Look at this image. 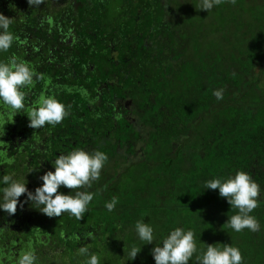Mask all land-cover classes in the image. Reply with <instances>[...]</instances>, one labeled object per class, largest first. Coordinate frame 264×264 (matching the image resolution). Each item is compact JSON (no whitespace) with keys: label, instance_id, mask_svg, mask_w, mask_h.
<instances>
[{"label":"trees","instance_id":"1","mask_svg":"<svg viewBox=\"0 0 264 264\" xmlns=\"http://www.w3.org/2000/svg\"><path fill=\"white\" fill-rule=\"evenodd\" d=\"M0 1V13L13 19L10 32L19 40L27 33L25 45L38 46V53L48 47L35 16L49 9L70 21L77 42L57 44L56 33L51 39L78 71L110 67L108 53H117L119 77L135 94L141 118L135 126L122 118L103 124L102 139H91L88 152L102 151L108 160L87 189L94 197L82 220L68 213L50 218L25 202L27 194L19 198L11 217H22L24 241L0 247L10 256L1 255L0 264L12 257L16 264L23 247L33 248L37 264H83L88 257L77 252L87 243L100 264H155L151 250L177 227L195 234L198 251L189 264H197L208 244H230L240 250L242 264H264V0L225 2L209 12L199 10L200 0H45L38 7ZM16 44L10 53L17 51L31 68V49ZM56 62L63 66V57ZM216 89L224 90L222 100L213 96ZM101 117L88 114L85 131L98 128ZM15 165L8 162L3 174L15 172ZM237 171L260 185V203L251 213L260 224L255 233L228 228V216L238 210L218 189H205L206 181ZM59 191L74 195L63 186ZM113 197L118 203L110 212L105 204ZM5 214L0 209V217ZM141 219L153 228L152 244L133 234ZM133 246L141 251L129 260Z\"/></svg>","mask_w":264,"mask_h":264},{"label":"clouds","instance_id":"2","mask_svg":"<svg viewBox=\"0 0 264 264\" xmlns=\"http://www.w3.org/2000/svg\"><path fill=\"white\" fill-rule=\"evenodd\" d=\"M27 2L30 7H38L45 0H27ZM225 2L236 4V0H200L199 10L209 12L214 6ZM12 23V18L0 13V52H7L14 41L19 42V38L9 31ZM34 77L42 78L15 55L7 62H0V102L16 114L20 113L25 109V93L21 89L33 85ZM223 92V89H216L212 94L218 100H222ZM69 114L66 106L54 96L41 97L38 106H33L26 113L30 121L28 126L37 130L46 124L55 127ZM107 160L108 156L99 150L89 153L82 149H74L67 154H60L53 162L55 171H47L39 177L43 184L34 192L27 189L26 182L15 179L11 174H4L2 176L4 187L0 189L2 191L0 209L9 215H14L17 212L19 198L27 194L25 202L30 201L36 209L50 218L68 213L77 220H82L94 197V194L87 189L100 179L101 170ZM62 186L71 190L70 193L74 192V195L60 192ZM205 189H218L220 197L227 200L231 209L238 210L236 214L228 216L225 223L228 228L237 233L244 229L254 233L260 231L259 221L251 213L259 206L261 189L247 172L237 171L234 176L226 179H210L206 181ZM117 203L118 198L113 197L105 207L111 212ZM20 207H23V204H20ZM135 231L145 244L154 242L153 228L142 219L136 221ZM91 235L89 233V238ZM140 251L141 248L131 247L127 252L129 260H134ZM197 251L194 232L177 227L163 239L162 245L156 244L151 250V255L155 264H189ZM77 254L88 257L83 264H100L99 257L91 253L87 246L80 247ZM36 260L34 250L29 248L20 253L16 264H36ZM196 261L197 264H242L243 257L240 250L230 244H223L222 247L208 244L206 250L196 255Z\"/></svg>","mask_w":264,"mask_h":264},{"label":"flooded vegetation","instance_id":"3","mask_svg":"<svg viewBox=\"0 0 264 264\" xmlns=\"http://www.w3.org/2000/svg\"><path fill=\"white\" fill-rule=\"evenodd\" d=\"M1 9L3 7L0 6V11ZM35 21L41 26L40 31L47 38L46 53H38L39 47L33 44L25 45V40L28 39L27 33L20 37L16 47L23 50L31 49L35 60L31 68L42 78L34 77L33 85L21 89L25 93V109L20 113L16 114L3 103L0 104L5 106L0 107V116L5 121L3 131H0V151L2 152L0 155V184H2L3 171L9 161L18 163L15 165L17 170L14 169L15 172L10 173L11 175L16 177L18 174L21 180L29 185L33 182L34 186H42L43 182L39 177L47 171H55L53 162L57 156L67 154L74 149L88 152L89 143H93L92 138L102 139L101 125L108 122L114 125L120 118L133 126L138 122L136 114L139 110L132 102V96L135 94L129 86L123 83L125 79L119 77L115 61L117 53H108V58L113 61L110 67L97 71L93 66H89L88 72L86 67L78 71L67 62L70 59L69 53L66 56L63 53L65 51L60 50L59 45H54V40L51 39V34L55 37L56 33L57 44L62 42L64 45H71L77 42V30L72 28L70 21L63 22L59 18L56 19L55 13L49 9L46 14H37ZM61 56L63 66H60L61 62H56ZM17 58L22 60L21 56ZM38 63L42 65L38 66ZM95 71L97 72L94 73ZM45 78L49 80L48 84L45 83ZM47 96H54L66 106L70 114L55 127L46 124L38 130L30 128L27 111L33 106H38L41 97ZM88 114L93 118H96L97 114L104 115V119L102 116L101 123L97 125L98 128H94L92 133L85 131V120ZM8 119L11 124H8ZM107 131L106 129L103 133L104 136L108 134ZM110 134L113 136L112 133ZM27 171L30 172L29 175L26 174ZM28 184H26L27 187ZM11 216L13 215L5 214L0 217V247H22L21 242L24 241L22 233H20L21 236H17L19 232L15 230L18 227H24L21 224L22 217L12 218ZM6 229L14 232L9 234L5 232Z\"/></svg>","mask_w":264,"mask_h":264},{"label":"rangeland","instance_id":"4","mask_svg":"<svg viewBox=\"0 0 264 264\" xmlns=\"http://www.w3.org/2000/svg\"><path fill=\"white\" fill-rule=\"evenodd\" d=\"M116 1V0H115ZM115 3V2H114ZM10 31V30H9ZM11 49V48H10ZM10 49L7 51V52H0V62H7V60L10 58V57H12L13 55H15L16 57L18 56V52L17 51H13V53H10ZM13 49V48H12ZM45 80H46V84H48V82H49V80L47 79V78H45ZM85 96V95H84ZM89 99V97L87 98V100ZM2 102H0V104H1ZM0 107L1 108H4L5 106L3 105V106H1L0 105ZM0 119H1V121H0V131L2 132L3 130V126H4V124H5V121L4 120H2V118H1V116H0ZM136 119L138 120V121H140V115H138L137 117H136ZM0 155H2V152L0 151ZM1 158H3V156H1ZM4 159H5V157H4ZM6 161V160H5ZM9 162V161H8ZM7 162V163H8ZM10 168V167H9ZM5 170H8V167L6 166V168H5ZM28 172V173H27ZM26 172V174H30V172L29 171H27ZM23 175V174H22ZM44 175V174H43ZM16 177H17V180H20L21 182H24L23 180H21V178L19 177V175L18 174H16ZM43 182V181H42ZM31 184H33V182H31ZM13 222V221H12ZM22 228L23 227H18L17 229H15V230H17V232H19V234H16L17 236H21L20 235V233H22ZM5 232H7V233H11V232H14V231H11L10 229H6L5 230ZM134 236L135 237H138V235H137V233H136V231H134ZM22 243L23 242H21V246H22ZM89 245V246H88ZM90 245L92 246V243L90 244V243H87V244H85L84 246H87V247H90ZM25 246V245H24ZM6 247V246H5ZM30 247H23V248H21V249H19V251H18V255H20V253L22 252V251H25V250H27V249H29ZM32 250H33V248H31ZM8 253H10V252H12V251H7ZM4 256L5 257V260H9L10 259V256L8 255H6L5 256V254H1L0 253V256ZM12 258H14L13 260L11 259L8 263H10V264H12V262L13 261H15V257H12ZM38 263V262H37ZM36 263V264H37Z\"/></svg>","mask_w":264,"mask_h":264}]
</instances>
